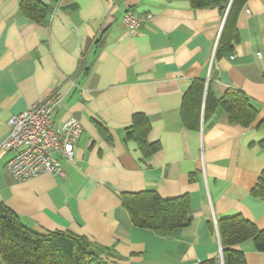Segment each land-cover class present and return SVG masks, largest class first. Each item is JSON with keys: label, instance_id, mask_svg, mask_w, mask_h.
<instances>
[{"label": "crops", "instance_id": "0c3cea01", "mask_svg": "<svg viewBox=\"0 0 264 264\" xmlns=\"http://www.w3.org/2000/svg\"><path fill=\"white\" fill-rule=\"evenodd\" d=\"M22 0H0V144L8 122L54 93L61 123L83 126L75 162L64 177L44 174L16 181L0 150V206L31 230L87 237L104 264H200L221 258L218 221L242 216L264 230V0H248L235 22L233 51L216 57L225 16L194 10L188 0H41L45 25L20 14ZM153 20L133 36L127 11ZM206 81L216 98L229 89L260 108L255 124H231L220 109L191 131L183 124L184 97ZM207 93V92H206ZM135 114L151 122L148 141L161 144L143 157L124 142ZM100 128L108 132L109 139ZM189 196L193 222L166 235L133 225L125 194ZM248 264H264L252 240L235 247ZM0 264H3L0 260Z\"/></svg>", "mask_w": 264, "mask_h": 264}, {"label": "trees", "instance_id": "16d2710c", "mask_svg": "<svg viewBox=\"0 0 264 264\" xmlns=\"http://www.w3.org/2000/svg\"><path fill=\"white\" fill-rule=\"evenodd\" d=\"M194 10L218 8L225 16L224 28L217 46L216 57L233 51L232 42L238 41L235 22L248 0H188ZM20 14L39 25H45L50 8L41 0H22ZM228 11V12H227ZM207 92V93H206ZM224 112L229 123L249 128L257 121L260 108L245 93L229 89L220 98L214 97L206 81H195L184 97L182 119L184 126L196 131L204 112L210 120L218 110ZM257 128L264 130V119ZM109 139L108 132L100 128ZM151 122L145 114H135L132 125L125 130L124 142L139 144L143 157L161 150V144L151 143L148 136ZM255 197H264V179L252 191ZM130 220L140 229L152 230L163 236L188 227L193 222L189 196L164 200L154 191L125 194L122 199ZM222 246L221 258L200 264H248L245 254L235 249L252 240L258 252L264 253V230L242 216L218 221ZM0 260L3 264H104L91 241L71 232H43L29 229L19 216L6 206H0Z\"/></svg>", "mask_w": 264, "mask_h": 264}, {"label": "built area", "instance_id": "2783aa9c", "mask_svg": "<svg viewBox=\"0 0 264 264\" xmlns=\"http://www.w3.org/2000/svg\"><path fill=\"white\" fill-rule=\"evenodd\" d=\"M152 20L151 13L138 15L131 10L122 18L131 36ZM63 106L64 97L54 93L10 118V134L0 144V150L11 155L7 168L16 181L24 182L44 174L64 177L63 160L75 162V146L83 126L77 120L56 123L54 115Z\"/></svg>", "mask_w": 264, "mask_h": 264}, {"label": "water", "instance_id": "95a60500", "mask_svg": "<svg viewBox=\"0 0 264 264\" xmlns=\"http://www.w3.org/2000/svg\"><path fill=\"white\" fill-rule=\"evenodd\" d=\"M228 12V11H227Z\"/></svg>", "mask_w": 264, "mask_h": 264}]
</instances>
